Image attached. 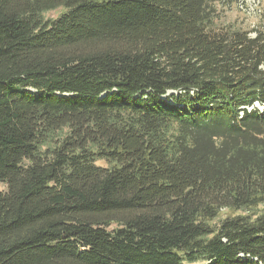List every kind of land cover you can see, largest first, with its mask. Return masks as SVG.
Here are the masks:
<instances>
[{"label": "trees", "instance_id": "trees-1", "mask_svg": "<svg viewBox=\"0 0 264 264\" xmlns=\"http://www.w3.org/2000/svg\"><path fill=\"white\" fill-rule=\"evenodd\" d=\"M224 2L0 0V264H264V21Z\"/></svg>", "mask_w": 264, "mask_h": 264}, {"label": "rangeland", "instance_id": "rangeland-1", "mask_svg": "<svg viewBox=\"0 0 264 264\" xmlns=\"http://www.w3.org/2000/svg\"><path fill=\"white\" fill-rule=\"evenodd\" d=\"M217 16L220 24L223 25H235L242 31H251L257 29L262 20L264 21V0H237V3H221L216 4ZM65 10L64 8H58L55 11L46 13V19H56ZM173 92H169L168 95ZM101 166H106L107 163L103 161L98 162ZM5 186L0 185V190H4ZM258 212L264 211V203L257 209ZM243 214L242 212H232L229 210H222L219 218L214 222L219 223L220 220L230 216ZM245 214V213H244Z\"/></svg>", "mask_w": 264, "mask_h": 264}]
</instances>
